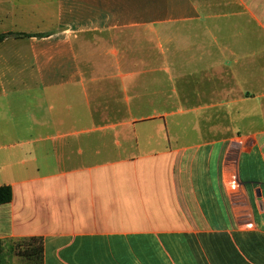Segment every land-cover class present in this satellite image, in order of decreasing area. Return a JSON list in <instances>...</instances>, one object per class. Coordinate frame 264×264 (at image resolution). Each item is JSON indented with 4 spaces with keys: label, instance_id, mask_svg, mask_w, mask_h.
<instances>
[{
    "label": "crops",
    "instance_id": "crops-1",
    "mask_svg": "<svg viewBox=\"0 0 264 264\" xmlns=\"http://www.w3.org/2000/svg\"><path fill=\"white\" fill-rule=\"evenodd\" d=\"M3 34L0 238L264 264V0H0Z\"/></svg>",
    "mask_w": 264,
    "mask_h": 264
},
{
    "label": "trees",
    "instance_id": "trees-1",
    "mask_svg": "<svg viewBox=\"0 0 264 264\" xmlns=\"http://www.w3.org/2000/svg\"><path fill=\"white\" fill-rule=\"evenodd\" d=\"M6 35H0V41ZM13 198L10 185L0 186V204L8 203ZM43 238L39 236L30 237H7L0 238V264H14L18 258L21 264H44Z\"/></svg>",
    "mask_w": 264,
    "mask_h": 264
},
{
    "label": "rangeland",
    "instance_id": "rangeland-1",
    "mask_svg": "<svg viewBox=\"0 0 264 264\" xmlns=\"http://www.w3.org/2000/svg\"><path fill=\"white\" fill-rule=\"evenodd\" d=\"M230 189H232L231 184H229ZM14 264H21L20 260L18 258L14 259Z\"/></svg>",
    "mask_w": 264,
    "mask_h": 264
},
{
    "label": "built area",
    "instance_id": "built-area-1",
    "mask_svg": "<svg viewBox=\"0 0 264 264\" xmlns=\"http://www.w3.org/2000/svg\"><path fill=\"white\" fill-rule=\"evenodd\" d=\"M232 186L231 190H237L238 186L235 183H230Z\"/></svg>",
    "mask_w": 264,
    "mask_h": 264
}]
</instances>
